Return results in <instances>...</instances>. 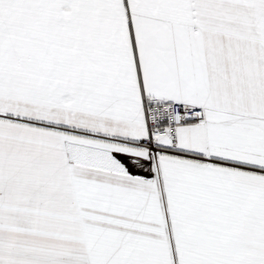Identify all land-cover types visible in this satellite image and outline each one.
I'll use <instances>...</instances> for the list:
<instances>
[{"label": "crops", "instance_id": "obj_1", "mask_svg": "<svg viewBox=\"0 0 264 264\" xmlns=\"http://www.w3.org/2000/svg\"><path fill=\"white\" fill-rule=\"evenodd\" d=\"M0 264H264V0H0Z\"/></svg>", "mask_w": 264, "mask_h": 264}, {"label": "built area", "instance_id": "obj_2", "mask_svg": "<svg viewBox=\"0 0 264 264\" xmlns=\"http://www.w3.org/2000/svg\"><path fill=\"white\" fill-rule=\"evenodd\" d=\"M149 135L142 138L139 146L149 149L154 155L168 152L161 147L158 139L168 137L172 148L178 144V128L188 121H200L205 110L201 106H186L177 101L149 104L146 108Z\"/></svg>", "mask_w": 264, "mask_h": 264}, {"label": "rangeland", "instance_id": "obj_3", "mask_svg": "<svg viewBox=\"0 0 264 264\" xmlns=\"http://www.w3.org/2000/svg\"><path fill=\"white\" fill-rule=\"evenodd\" d=\"M155 103H158V102H155ZM151 104H152V103H151ZM148 105H149V104H148ZM148 105H146V108H147ZM146 120H147V114H146ZM147 128H148V124H147ZM148 135H149V130H148ZM148 135H147V136H148ZM145 137H146V136H145ZM143 138H144V137H143ZM141 139H142V138H141ZM140 141H141V140H140ZM140 141H139V142H140ZM139 142H138V143H139ZM138 143H137V144H138ZM141 147H142V146H141ZM144 148H145V147H144ZM146 149H147V148H146ZM148 150H149V149H148Z\"/></svg>", "mask_w": 264, "mask_h": 264}]
</instances>
